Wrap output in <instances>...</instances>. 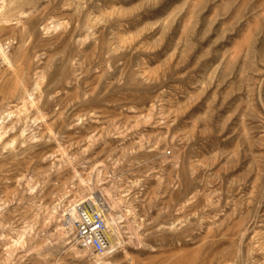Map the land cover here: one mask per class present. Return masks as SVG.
<instances>
[{"label": "rangeland", "instance_id": "374dc122", "mask_svg": "<svg viewBox=\"0 0 264 264\" xmlns=\"http://www.w3.org/2000/svg\"><path fill=\"white\" fill-rule=\"evenodd\" d=\"M0 1V264H264V0Z\"/></svg>", "mask_w": 264, "mask_h": 264}, {"label": "built area", "instance_id": "2783aa9c", "mask_svg": "<svg viewBox=\"0 0 264 264\" xmlns=\"http://www.w3.org/2000/svg\"><path fill=\"white\" fill-rule=\"evenodd\" d=\"M69 219L82 247L89 248L97 256L107 253V227L103 214L93 204L86 201L75 204L74 215Z\"/></svg>", "mask_w": 264, "mask_h": 264}, {"label": "bare ground", "instance_id": "6f19581e", "mask_svg": "<svg viewBox=\"0 0 264 264\" xmlns=\"http://www.w3.org/2000/svg\"><path fill=\"white\" fill-rule=\"evenodd\" d=\"M3 2H4V0H2ZM1 2V1H0ZM8 5V4H7ZM4 6H5V4H4ZM3 6V7H4ZM1 8V7H0ZM17 10V9H16ZM20 10V9H19ZM15 11V10H14ZM8 12V11H7ZM12 13V12H11ZM10 13V14H11ZM9 17V16H8ZM4 19H6V18H4ZM1 26V25H0ZM2 26H4V25H2ZM1 47V46H0ZM10 60V59H9ZM18 72V71H17ZM33 104H35V103H33ZM12 125V124H11ZM91 197V196H90ZM92 198H89L88 200H89V202L91 203V204H93L94 205V207H95V209H97L98 211H100L102 214H103V217H104V220H105V224H106V227H107V231H106V239H107V242H108V249H107V253L105 254V255H110L111 253H112V251L115 249V247H116V244H117V235H116V229H115V226H114V223L116 222L115 221V219L113 218L114 216H113V214L111 213V214H109V216L108 215H106V214H104V212H103V210H102V208H100L99 207V205L97 204V202L94 200V199H92ZM85 202V201H84ZM76 204V203H75ZM75 204L73 203V205H70L69 207H68V209H67V212L71 215V216H73L74 215V209H75ZM66 226H67V229H68V231H72V230H74V228H73V226H72V224H71V220L69 219V221L67 222L66 221ZM139 239V238H138ZM89 249V248H88Z\"/></svg>", "mask_w": 264, "mask_h": 264}]
</instances>
